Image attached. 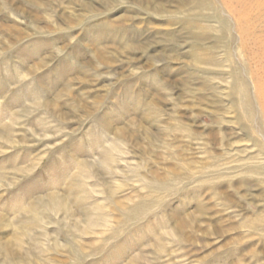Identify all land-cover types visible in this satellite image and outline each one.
<instances>
[{"label":"rangeland","instance_id":"374dc122","mask_svg":"<svg viewBox=\"0 0 264 264\" xmlns=\"http://www.w3.org/2000/svg\"><path fill=\"white\" fill-rule=\"evenodd\" d=\"M0 136L9 264H264V0H0Z\"/></svg>","mask_w":264,"mask_h":264},{"label":"bare ground","instance_id":"6f19581e","mask_svg":"<svg viewBox=\"0 0 264 264\" xmlns=\"http://www.w3.org/2000/svg\"><path fill=\"white\" fill-rule=\"evenodd\" d=\"M1 137V136H0ZM6 140V139H5ZM6 141H9L8 139ZM112 151H117V148L115 146H112V148L110 149L109 153L107 152V154L109 155L110 153H112ZM107 155V156H108ZM112 162V160L108 161V158H106L105 160L102 161V164L104 166L106 165H110V163ZM79 184V186L77 187V185ZM74 189H77V191H74ZM69 193L65 196L63 194L60 193H51L50 195L47 196V198H38L37 202L40 204H43V201L46 199L47 200V204H44V206H46L47 210H51L52 213H55L56 215L62 214L63 218L61 220V222L63 223L64 220L66 219V217L71 216L73 218H77V215L79 216L78 220H74L75 222L70 223V224H66L64 225V227H69V230L71 231V233L73 234L72 237L74 236H78V235H87L88 232H91V230H93L95 228V226L98 223V220L100 219L101 221V225L97 226V227H107V220L105 218L101 217V214L104 212V204H93V205H87V200L89 198V193L86 187V183H77L74 186L72 185V187L69 188ZM84 191H86L84 193ZM111 192V191H109ZM93 193V192H92ZM110 199H113L114 194L108 193ZM76 207H81L80 210L78 212H75L74 210H71L72 206ZM49 206V207H48ZM121 205L116 204L115 207L119 208L121 210V212L125 213V210L123 209V207H120ZM29 205L25 208V210L22 211V216L24 214V216H26V214H28L29 212H32L34 208H31L29 210ZM48 207V208H47ZM29 210V211H28ZM123 210V211H122ZM20 213V212H19ZM95 214H99V215H94ZM21 217V216H19ZM39 215L37 216L38 219ZM34 218H36V216H34ZM33 219H31L32 221H35ZM60 218V219H61ZM72 221V220H71ZM83 224L84 227H82V229L79 230V225ZM61 226V225H60ZM182 226V225H181ZM12 224L10 223L9 220H6L5 218H3V216L0 215V228H11ZM21 233L22 235H20L19 237H17V239H9L8 242H3V244L0 245V253L3 257V262L2 264H9L12 263L13 261H20L22 262V260H26L27 258H30L29 255L30 253H34L36 251V249L38 248V244H36V241L34 240V238H30L27 240V234L25 230L21 229ZM75 234V235H74ZM28 241V242H27ZM27 242V243H26ZM26 243V244H25ZM25 245L28 246L29 251H26ZM69 251L73 252L74 254H76V256H80V252L75 248V242H74V238L71 239V242H69ZM37 254V253H36Z\"/></svg>","mask_w":264,"mask_h":264}]
</instances>
